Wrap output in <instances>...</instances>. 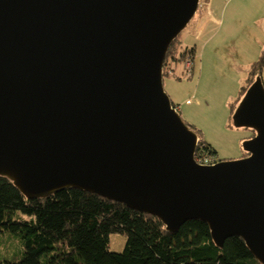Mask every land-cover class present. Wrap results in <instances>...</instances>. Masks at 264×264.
<instances>
[{"label": "water", "instance_id": "1", "mask_svg": "<svg viewBox=\"0 0 264 264\" xmlns=\"http://www.w3.org/2000/svg\"><path fill=\"white\" fill-rule=\"evenodd\" d=\"M200 0H0V175L29 198L76 187L158 216L208 223L264 264V83L233 126L248 156L196 163L198 135L164 89L171 43Z\"/></svg>", "mask_w": 264, "mask_h": 264}, {"label": "trees", "instance_id": "2", "mask_svg": "<svg viewBox=\"0 0 264 264\" xmlns=\"http://www.w3.org/2000/svg\"><path fill=\"white\" fill-rule=\"evenodd\" d=\"M178 36L168 49L163 77L188 52L195 53V48L180 51ZM263 69L264 52L251 65L245 86L231 104V119ZM172 104L176 107L173 101ZM197 135L199 145L217 154L206 139ZM248 155L245 151L242 156ZM113 233L126 236L121 252L109 250ZM1 234L21 238L25 254L18 262L0 261V264H263L240 236L229 237L222 247L218 246L203 220L190 219L176 231H169L158 216L76 187L44 198H29L12 179L3 175H0Z\"/></svg>", "mask_w": 264, "mask_h": 264}, {"label": "rangeland", "instance_id": "3", "mask_svg": "<svg viewBox=\"0 0 264 264\" xmlns=\"http://www.w3.org/2000/svg\"><path fill=\"white\" fill-rule=\"evenodd\" d=\"M239 2L240 0H227L222 13L227 14L225 25L215 26L214 22H211L205 29L206 32L204 33V27L201 34L200 27H203L205 19L201 20V14L204 11L198 10L199 13H196L195 18L178 36L180 51L190 48L197 50V53L196 51L188 52V55L192 53L191 55L194 56L192 75L188 76L185 72L184 60L187 55L178 65L173 66L171 73L163 77L164 89L170 99L176 101L178 112L184 121L215 148L216 155L221 160H235L243 157L245 139L241 141L240 137L255 133L251 128L231 126L233 118H229L231 116L229 103L232 104L236 99L232 102L228 98L230 94H233L234 84L220 80L221 75L216 68V63L219 66L231 63V60H228L229 47L222 44L219 37L225 36L229 14L234 12V6ZM205 10L208 8L205 7ZM209 32L210 35L217 32L218 36L210 40L207 38ZM206 39H208L207 42H205ZM227 78H229L228 74ZM125 245V235L111 234L110 251L121 252ZM24 254L25 246L21 238L13 234L0 235V261L18 262L23 259Z\"/></svg>", "mask_w": 264, "mask_h": 264}, {"label": "crops", "instance_id": "4", "mask_svg": "<svg viewBox=\"0 0 264 264\" xmlns=\"http://www.w3.org/2000/svg\"><path fill=\"white\" fill-rule=\"evenodd\" d=\"M203 2V6L200 7L201 9H198L199 11H204L203 14H201V20L202 18L205 19L203 27H200V34L201 30L204 27V30L207 29L211 22H214L215 26L225 25L227 15L222 14L224 10L223 6H225L227 0H204ZM245 4L246 6H244ZM205 7H207L208 10H205ZM234 8V12L229 14L225 36L219 37L222 44L224 43L225 46L227 45L229 47L228 52H230V55L228 60H231V63L221 64L220 66L216 63L218 73L221 75L219 76L220 80L234 84L233 94H230L228 98V100H232V102L238 98L241 88L245 86L249 77L251 65L264 52V0H240ZM198 13L197 11V14ZM198 26L199 24L197 27ZM205 32L206 30L204 33ZM216 33L217 32H213L212 35H210L211 33L209 32L207 38L210 40L214 37L216 38L218 36ZM207 41L208 39L205 40V42ZM195 51L197 53L196 49ZM227 74L229 78H227ZM260 77L264 83V69ZM231 97H233V99H231ZM172 101L175 105L177 104L175 103L176 101ZM230 105L229 103V106ZM176 108L178 111L177 105ZM230 114H232L231 111ZM250 134L241 136V141L251 138L253 135Z\"/></svg>", "mask_w": 264, "mask_h": 264}, {"label": "built area", "instance_id": "5", "mask_svg": "<svg viewBox=\"0 0 264 264\" xmlns=\"http://www.w3.org/2000/svg\"><path fill=\"white\" fill-rule=\"evenodd\" d=\"M204 0H200L199 7L203 6ZM185 72L186 75L191 76L193 73V62H194V56L189 54L185 58ZM172 72V71H170ZM189 102V101H188ZM177 109V108H176ZM199 137L197 140V145L194 153V159L197 164L202 166H209V165H215L217 162L220 161V159L217 157L216 154L212 153L211 150H208L204 145H199ZM205 147V148H204Z\"/></svg>", "mask_w": 264, "mask_h": 264}]
</instances>
